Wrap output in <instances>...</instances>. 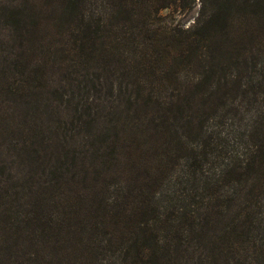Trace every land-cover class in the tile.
Masks as SVG:
<instances>
[{
	"label": "trees",
	"instance_id": "1",
	"mask_svg": "<svg viewBox=\"0 0 264 264\" xmlns=\"http://www.w3.org/2000/svg\"><path fill=\"white\" fill-rule=\"evenodd\" d=\"M193 2L0 0V264H264V0Z\"/></svg>",
	"mask_w": 264,
	"mask_h": 264
},
{
	"label": "rangeland",
	"instance_id": "2",
	"mask_svg": "<svg viewBox=\"0 0 264 264\" xmlns=\"http://www.w3.org/2000/svg\"><path fill=\"white\" fill-rule=\"evenodd\" d=\"M198 0H194L193 4L184 10H175L172 7L168 8H162L160 10V13L162 15L173 16L174 20L179 22L180 24L186 25L192 21L194 18L197 9H198ZM230 121L227 119V117H224L220 119L219 121H213L206 119L204 121V126L200 130L202 134H205L203 136V139L206 140L209 139L211 143H207V148H212L214 150V155H207L206 157L211 158V162L213 165H217L220 162H223V160L226 159V155H228V152L230 151V145L232 144L231 139V133H230ZM209 133V134H208ZM196 138V137H195ZM195 139H191L193 141ZM198 140V139H197ZM215 144V145H214ZM218 149V150H217ZM229 149V150H228ZM237 149V147H236ZM213 158V159H212ZM208 158H203V160H198L199 166L201 169H207V160Z\"/></svg>",
	"mask_w": 264,
	"mask_h": 264
}]
</instances>
